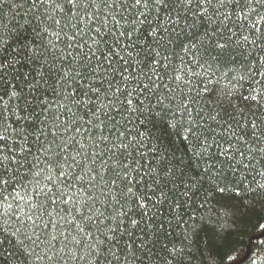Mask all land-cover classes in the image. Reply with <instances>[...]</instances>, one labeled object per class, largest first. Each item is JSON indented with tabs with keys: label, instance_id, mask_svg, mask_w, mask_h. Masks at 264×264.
I'll list each match as a JSON object with an SVG mask.
<instances>
[{
	"label": "snow or ice",
	"instance_id": "obj_1",
	"mask_svg": "<svg viewBox=\"0 0 264 264\" xmlns=\"http://www.w3.org/2000/svg\"><path fill=\"white\" fill-rule=\"evenodd\" d=\"M25 2L38 13L40 31L9 32L11 42L0 31V264H134L147 243L135 230L152 227L156 214L149 213L168 200V191L182 187L188 196L198 183L189 171L200 180L227 179L241 169L264 179V87H255L264 83V0ZM46 34L67 40L59 67L42 61ZM236 48L247 54L250 86L247 95L236 88L220 94L231 112L218 120L221 111L196 106L210 89H194L201 73L187 66L210 67L209 60ZM175 49L182 53L179 68L169 58ZM53 73L66 101L54 115L52 102L38 94ZM244 81L240 76L237 83ZM234 96L240 103H232ZM173 136L187 149L180 156L165 146ZM41 156L50 170L42 188L44 169L32 172ZM22 168L35 180L32 195L18 178ZM136 239L142 243L133 248ZM169 254L177 259L182 250Z\"/></svg>",
	"mask_w": 264,
	"mask_h": 264
},
{
	"label": "trees",
	"instance_id": "obj_2",
	"mask_svg": "<svg viewBox=\"0 0 264 264\" xmlns=\"http://www.w3.org/2000/svg\"><path fill=\"white\" fill-rule=\"evenodd\" d=\"M14 3L18 5L15 8H10L8 3L0 6V20L3 21V24H0V31L5 32V39H9V42H11L9 32L12 36L34 35L33 30L40 31L42 27L35 18L38 13L29 12L30 3H26L25 0H14ZM3 25H6L7 29ZM51 31H57V29L53 26L50 28ZM48 40H51L55 47L48 45ZM44 44L48 46L49 50L44 53L42 61L44 58L49 63L55 60L59 67L58 58L66 49L67 40L63 36L57 40L54 36L46 34ZM240 52L241 49L236 48L227 56L222 55L216 60H209L210 67L187 66L192 73H201L192 80V87L203 90L207 86L210 89V92H201L203 103H198L196 106L205 108V111L210 114L221 111L222 115L218 117V120L226 119L227 114L231 112L227 97L220 95L222 92L236 88L244 95L248 94L247 90L250 85L246 74L251 65L246 63L247 54L238 55ZM181 55L180 49H175V53H169L170 60L177 68L181 63ZM212 55L216 56V53L213 52ZM75 67L73 65V68ZM147 70L146 67L145 71ZM205 73L211 77L210 82L205 79ZM240 76H245L242 85L237 83ZM57 78L53 73V76L48 78L47 85L41 81L38 93L42 98L46 96L52 102L53 115L57 104L66 103L60 95V88L55 83ZM164 83L169 84L170 87L175 86V82L168 81L167 78ZM49 85L52 87L50 88ZM72 87L74 85L68 88L69 92L72 91ZM255 87L259 92L261 87H264V83L255 85ZM53 89L55 90L53 91ZM183 91L187 93L188 88L184 87ZM24 95L26 99H31L27 87L24 88ZM7 99L8 97L5 95L4 100L7 101ZM2 103L0 102V104ZM12 103H18L22 107L24 101L13 100ZM232 103L238 104L240 101L234 96ZM73 111L76 109L73 108ZM87 118L84 117V119ZM61 120H66V117L61 116ZM27 123L24 122L25 126ZM12 126L16 127L17 125L13 124ZM211 126L216 127L215 122H211ZM49 127H53L55 130L52 121H49ZM29 131L32 130L29 129ZM220 131L222 129L217 128V132ZM153 132L158 134L157 129H153ZM31 139L32 137H30ZM47 139L51 141L52 136L49 135ZM170 139L173 143L168 144L165 141V146L170 152L176 149V156L182 155L187 150L179 138L173 136ZM40 161L37 167L32 169V172L44 169L41 176L38 177L42 188L45 186L50 170L46 168L42 156ZM146 162L150 163L151 157ZM51 174L55 180L54 168L51 169ZM189 175L196 176L198 183L189 191L188 196L184 197L181 194L184 191L182 187L172 191L165 189L168 191V200L161 205L152 207L149 213V216L153 213L156 214V218L151 220L152 227L146 228L145 224H141L140 228L143 231L135 230V236L143 237V241L147 243L142 249L137 250L136 255L139 259L134 261V264H169V262L170 264H232L242 258L247 250L249 240L251 241L248 256L240 264H264V188L258 187L259 184H264V179L243 169L235 175L229 171L226 173L227 179L218 181L213 177H205L200 180L198 171H189ZM18 178H22L28 185V193L32 195V189L36 186L33 176L28 174L26 168H22ZM217 185L223 187L224 192H220ZM47 186L51 187V184ZM21 194L23 195V191ZM177 202L180 204L179 207H176ZM134 218L139 219V216ZM161 223H163L162 228L160 227ZM259 233L262 234L260 237L252 239ZM141 243L140 239H136L133 248ZM173 247L182 250V255L177 259H173L169 254V250Z\"/></svg>",
	"mask_w": 264,
	"mask_h": 264
},
{
	"label": "water",
	"instance_id": "obj_3",
	"mask_svg": "<svg viewBox=\"0 0 264 264\" xmlns=\"http://www.w3.org/2000/svg\"><path fill=\"white\" fill-rule=\"evenodd\" d=\"M261 235H262V234L259 233V234H257L256 236H254L252 239L258 238V237H260ZM250 241H251V240H249L247 250L245 251V253H244V255L242 256V258L239 259V260H237L236 262H234V263H232V264H240L241 262H243V261L246 259V257L248 256V253H249V244H250Z\"/></svg>",
	"mask_w": 264,
	"mask_h": 264
}]
</instances>
